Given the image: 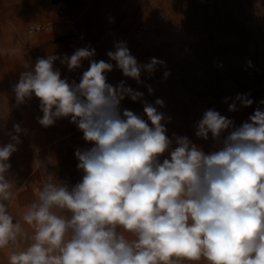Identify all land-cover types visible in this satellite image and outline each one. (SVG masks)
Returning a JSON list of instances; mask_svg holds the SVG:
<instances>
[{
  "label": "clouds",
  "instance_id": "obj_1",
  "mask_svg": "<svg viewBox=\"0 0 264 264\" xmlns=\"http://www.w3.org/2000/svg\"><path fill=\"white\" fill-rule=\"evenodd\" d=\"M114 47L109 60L138 84L142 72L164 64L156 58L139 64L124 41ZM94 56L89 46L61 59L69 71L90 60L79 83L61 78L54 68L59 57L48 55L14 85L18 103L39 99L42 126L70 117L93 146L75 152L83 173L78 183L69 187L49 177L16 219L9 210V160L27 130L13 125L12 142L0 145V251L7 264H179V258L264 264V110L258 107L238 127L205 111L195 132L205 141L211 135L214 150L205 152L186 136L169 138L166 116L156 107L164 101L154 106L125 81L109 84L113 63ZM126 96L142 101L147 120L121 112ZM237 103L250 107L253 100L238 94L228 110L238 111Z\"/></svg>",
  "mask_w": 264,
  "mask_h": 264
},
{
  "label": "rangeland",
  "instance_id": "obj_2",
  "mask_svg": "<svg viewBox=\"0 0 264 264\" xmlns=\"http://www.w3.org/2000/svg\"><path fill=\"white\" fill-rule=\"evenodd\" d=\"M70 2L75 26L69 36H76L80 45L95 49L92 60L113 63V71L106 73L109 84L115 87L125 81L126 86L143 93V100L154 106L156 99L164 101L163 107H156L166 116L162 123L169 138L173 134L186 136L205 152H210L214 150L211 135L207 141L195 135L196 124L205 111L214 109L238 127L248 121L258 107L264 110V105L259 103L264 100V0ZM34 3L37 6H34L32 16L0 14V33L3 29L6 33L0 37V63L13 67L15 60L19 63L22 56V63L32 60L35 65L38 57H30V46L37 43L41 33L51 31H29L30 24L50 15L45 1L34 0ZM140 24L143 32L137 35L135 28ZM120 41L127 43L139 64H147L152 58L164 64L157 65L151 74L142 72V83L138 84L125 77L115 67V61H110L107 56V52L115 51L114 44ZM15 46H21V55L14 54ZM4 50L9 53L4 54ZM89 66L90 60H83L80 70L71 71V77L80 79ZM165 72L169 73L166 78ZM148 86L153 90L151 94ZM13 89L8 85L5 96L0 98V145L12 142L11 136L16 135L13 125L19 123L20 109L22 129H28L25 125L29 126L32 115L35 120L37 114L38 118L43 115L40 102L26 99L18 103ZM238 94H248L253 104L242 107L237 103L239 110L230 112L229 104ZM226 98L231 99L225 103ZM120 109L121 112L131 110L147 120L142 101H133L126 96ZM69 122L75 126L70 119ZM29 137V130L19 134L23 143ZM55 154L60 156L61 150ZM37 157L44 158L45 154L38 153Z\"/></svg>",
  "mask_w": 264,
  "mask_h": 264
},
{
  "label": "crops",
  "instance_id": "obj_3",
  "mask_svg": "<svg viewBox=\"0 0 264 264\" xmlns=\"http://www.w3.org/2000/svg\"><path fill=\"white\" fill-rule=\"evenodd\" d=\"M70 1L68 0L66 9V17L70 21H64L63 24L50 30L51 32L41 33L38 36L39 40L37 43L31 45L29 50L30 57L34 58H47L48 55L59 57L54 61V68L60 71L61 78H67L69 82L75 80L76 83H79L80 79L72 78L71 71H69L67 65L61 63V59L65 55L70 57L77 49L84 48L83 45L76 42V36H69L74 32L75 26V18L69 10ZM34 6H37L34 0H0V14L13 15L15 17L32 16L35 9ZM45 6L50 11V15L46 18L48 19L55 12L46 2ZM2 32L0 33V37L6 36L4 29ZM6 52L9 53V51L4 50V54ZM14 54H22L21 46L19 48L15 46ZM21 59L22 56H20L19 63L15 60L13 67L7 65L5 62L0 63V98L5 96L8 85L14 87L19 80L21 72L34 67L32 60H26L22 63ZM75 70H80V68ZM14 99L17 101L15 94ZM29 101L40 102L35 96L29 99ZM38 116L39 114H37L36 120L33 118V115L31 116V123H29L28 127L26 123L25 128H28L30 137L26 142H20L17 145L18 150L13 153V159L9 160L11 168L8 178L13 181L14 193L9 203V209L16 219H20L26 206L37 199L34 190L41 187L49 177L53 181L57 179L69 185V187L78 183L83 173L77 168L79 161L75 156V152L77 149L83 150L93 146L90 142L83 140V133L76 125L72 126L70 124V117L59 118L56 120L57 124L54 123L51 126L45 127L38 122ZM21 117L20 109L19 123L15 124H19L22 128ZM58 135H60V138ZM58 150H61L60 156L55 154ZM38 153H44L45 157L38 159ZM23 155L24 158H22ZM23 227L31 235V230L26 225H23ZM24 243L26 244L27 241ZM0 264H7L5 251H0ZM179 264H203V262H190L179 258Z\"/></svg>",
  "mask_w": 264,
  "mask_h": 264
},
{
  "label": "built area",
  "instance_id": "obj_4",
  "mask_svg": "<svg viewBox=\"0 0 264 264\" xmlns=\"http://www.w3.org/2000/svg\"><path fill=\"white\" fill-rule=\"evenodd\" d=\"M44 1L52 7L55 14L46 20L37 21L30 24L29 31L31 32H35L39 30L50 31L58 27L59 25L63 24L64 21H70V19L69 18L67 19L66 17L68 0H44ZM142 32H143V25L140 24L135 28V34L140 35L142 34Z\"/></svg>",
  "mask_w": 264,
  "mask_h": 264
}]
</instances>
